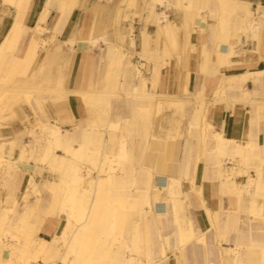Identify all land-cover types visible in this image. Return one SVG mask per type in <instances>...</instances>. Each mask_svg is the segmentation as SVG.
Returning a JSON list of instances; mask_svg holds the SVG:
<instances>
[{
  "label": "bare ground",
  "instance_id": "bare-ground-1",
  "mask_svg": "<svg viewBox=\"0 0 264 264\" xmlns=\"http://www.w3.org/2000/svg\"><path fill=\"white\" fill-rule=\"evenodd\" d=\"M0 3L12 5L17 12L13 28L0 48V69L5 72L1 85L14 86L10 89L13 97L7 106H10L13 118H19L14 109L21 100L19 94H25V101L29 103L28 94L37 93L35 97L40 112L36 114L40 121L28 131L36 141L40 137L45 138L44 144L31 142L23 145L20 157L15 160L12 155L17 144L15 140L4 142V129H0V138L3 140L0 142V171H16L20 164L33 170L22 193L24 205L20 215L25 222L32 215V220L18 230L21 234L11 229L14 216L20 213L15 208L16 204L12 207L15 202L13 193L4 202L5 206L0 208V248H9L12 255L11 258H3L4 264H18V261L32 264L39 255L43 256L44 262L53 260L51 264H58V259L66 264H170V251L177 250L185 257L195 241L206 247V232L200 231L192 221L186 219L188 196L182 190L184 179L194 183L191 174L194 161L192 145H187L183 165L177 175L172 162L176 151L175 135L170 138L172 130L162 142L166 161L160 169H151L143 164L147 144L151 154L160 147L153 129L155 117L167 109L187 108V102L173 96L159 97L156 90L157 64L150 79L145 77L143 69H148L150 61L157 63L159 40L164 45L161 50L166 51L168 46H175L176 38L180 35L182 27L173 22L167 12L170 6L175 5L186 12L195 9L199 15L204 12V7L213 6L214 12L222 13L219 14L222 25H226L229 20L228 9H243L248 14L244 23L248 22L249 27L243 28L247 32V29L255 31L258 27L255 20H251L249 4L238 0H176V3L172 0L143 3L121 0L115 18L110 20L105 17L106 21H111L113 32H103L105 25L99 24L93 14L87 20L83 39L89 49L99 46L103 41L106 43V47L99 48L103 64L97 69V77H85L79 89L74 84L65 87L64 69L58 63L64 55L69 56L76 49L78 41L75 37L64 40L69 45L68 54L59 44L48 53L38 70H33L38 46L48 43L45 38L47 28L41 24L47 23L50 9L58 6L59 0H49L40 7V24L30 37L31 46L26 57L11 55L10 52L16 50V46L29 34L27 30L30 28L24 26L22 19L31 0H0ZM124 4H136L141 9L135 10L130 16ZM144 5L149 9L144 17L146 25L137 39L132 24L138 16H143ZM158 6L161 10H157ZM68 16V12L61 16L53 39L57 34H63ZM129 19L131 26L126 29L123 23ZM188 23L189 16L185 24ZM149 24L158 27L154 39L157 46L154 48L151 47L152 35L147 31ZM218 52L220 56L228 55L225 48L220 47ZM134 53L140 55L142 61L139 64L132 60ZM95 69L89 62L84 66L85 71L94 72ZM254 74L236 76L231 82L248 83ZM149 82L152 89L148 87ZM45 88L51 90L54 101L71 95L72 102H75L79 95L85 103L86 115L79 118L80 110L74 106L76 119H68L58 112L57 118L51 120L42 109L40 94ZM198 102L192 124L198 123V114L203 106ZM68 122H74V127L63 128V124ZM103 126L109 130L106 136L100 130ZM7 131L22 137L26 129ZM195 132L198 134V127H195ZM203 133H211L212 139L216 141L215 148L220 152L241 155L247 160L259 159L258 166H247L240 171V174H248L247 182L236 183L234 179L226 178L223 186L236 194L238 210L249 209L261 215L262 206H257V197L264 195V143L244 146L228 141L219 129L211 125L204 128ZM133 138H138V141L128 145ZM32 161L35 165L31 164ZM44 167L57 175L39 182L36 174ZM250 169H255L256 177L250 174ZM32 197L37 198L34 204L30 202ZM246 201L250 202V206H246ZM238 210L230 212L228 209L226 221L220 227L225 233H236L235 246L230 247L234 254L232 264H264V220L263 224L258 225L256 235H253L252 226L248 234L241 226ZM50 215L64 219L62 233L50 241L42 240L35 244L34 236L39 226ZM207 255L206 252L205 264H213ZM180 264H185V261Z\"/></svg>",
  "mask_w": 264,
  "mask_h": 264
},
{
  "label": "crops",
  "instance_id": "crops-1",
  "mask_svg": "<svg viewBox=\"0 0 264 264\" xmlns=\"http://www.w3.org/2000/svg\"><path fill=\"white\" fill-rule=\"evenodd\" d=\"M47 1L49 0H31L22 19L24 26L30 28L27 30L29 34L24 41L16 46V50L10 52L11 55L27 56L31 46L30 37L40 24V7H43ZM147 1L152 2L153 0ZM172 1L176 3V0ZM238 1L249 4L248 8L252 12L251 20H255L258 24L255 31L247 29L248 31L245 32L243 30L244 27H249L248 22L244 23V18L248 14L243 9H228L229 20L226 25H222L219 17V14L222 13L214 12L213 6L204 7V12L201 15L195 9L186 12L175 5L170 6L167 12L172 21L181 26L182 30L179 37L176 38L175 46H168L166 51L161 50L164 45L159 40L160 52L157 63L150 61L149 69L145 74L146 77L149 74L148 78L150 79L157 64L158 85L156 90L159 97L162 95L173 96L177 100L187 102V108L167 109L155 117L156 125H154L156 127L154 126L153 129L157 133L156 141L160 147L151 154L147 144V149L144 150L143 164L145 167L156 170L160 169L162 163H165L166 156L163 152L162 142L168 136V127H171L169 122L173 120L176 151L172 162L176 168V175L183 165L188 144L193 147V160L196 161H193L191 165L194 183L187 179L183 180L182 190L188 196L186 208L188 218L186 219L192 221L200 231L206 232V247L195 241L193 246L189 247L185 257H182L181 253L176 250L170 264H180L182 261H185V264H205L206 252L208 253L207 257L213 260V264L233 263L234 254L230 251V247L235 246L236 233H225L220 230V227L226 221L228 209L230 212L237 211L239 204L236 194L230 190L227 191L223 183L226 178L234 179L236 183H245L248 180V174H240V171L246 169L247 166L253 168V166L259 165L258 158L247 160L241 155L218 151L215 148L216 141L212 139L211 133L210 135L203 133V129L211 125L219 129L228 141L244 146L264 143V0ZM59 2L58 6H53L50 9L47 23L41 24L47 28L45 38L48 43L46 46H38L33 61V70H38L40 65L45 62L48 53L59 44L62 45L64 53L68 54L69 45L65 44L64 40L75 37L78 41L75 45L76 49L70 52L69 56L64 55L58 63L64 69L65 87L69 88L74 84L80 89L83 79L85 77L90 79L91 75L96 78L97 69L103 64L102 57L96 51H90L83 39L87 20L95 15L94 18L97 22L107 27L109 22L105 20V17L108 19V17L116 15V12L100 0H59ZM158 9L161 7L158 6ZM64 12L69 13L66 29L63 34H57L53 39L56 27ZM16 14V9L12 5L0 3V48L13 28ZM144 16H147V12L144 13ZM187 16H189V23L185 24ZM145 25L146 23L139 30V35ZM157 30L156 25L153 29L152 24L147 26V31L152 35V48L157 46L154 40ZM220 47L227 49L228 55L220 56L218 52ZM87 62L94 65L96 68L94 72L93 70H84ZM245 73L255 74L248 83L231 82L234 77ZM4 75V70L0 69V86H2L1 81ZM148 87L152 89L150 82ZM50 91L49 88H45L40 94L42 109L48 118L56 119L59 112L68 119H76L74 106L80 110L79 118L86 115L85 103L79 95H77L78 101L75 102H72L71 95L54 101ZM35 96L30 99L29 103L23 96L14 107L20 117L10 119L0 125L3 127L2 130L4 129L2 137L4 142L10 143L15 140L17 144L12 155L15 160L20 157L21 148L28 144L30 139L23 136L17 137L16 134L7 130H25L39 123L40 118L36 112H40V107ZM197 101L203 106L198 114V123L192 124L193 117L197 114L195 111ZM73 124L74 122H68L63 124V128L71 129L74 127ZM195 127L199 128L198 134L195 132ZM2 139L0 138V142L3 141ZM134 141H138V138L129 140L128 145ZM31 164L34 165L33 162ZM32 173L33 170L28 169L24 164H20L16 171L6 169L0 173L2 207L5 206L4 202L12 193L16 194L15 196L12 194V197L15 198L12 207L17 205L15 208L20 213L14 216L11 228L16 233H19L18 230L26 223L28 225L32 220V215L27 217L26 222L20 216L24 205L22 193L25 191ZM250 174L257 176L255 169H250ZM30 202L34 203V197ZM245 204L250 206V202L246 201ZM257 206L259 208L262 206L261 215L254 214L249 209L248 211L238 210L240 211L241 226L246 231L252 226L253 235H256L258 225L263 224L264 195L257 197ZM64 226L63 218L55 215L47 216L34 236L35 244H39L42 240H52L54 236L62 233ZM11 256L9 248L1 250L0 264H4V257L11 258ZM42 258L43 256L39 255L37 261H33L32 264L54 262L53 260L44 262Z\"/></svg>",
  "mask_w": 264,
  "mask_h": 264
},
{
  "label": "rangeland",
  "instance_id": "rangeland-1",
  "mask_svg": "<svg viewBox=\"0 0 264 264\" xmlns=\"http://www.w3.org/2000/svg\"><path fill=\"white\" fill-rule=\"evenodd\" d=\"M100 1H104L105 3H106V5H108V6H110V7H112L113 8V11H115L116 13H117V11L119 10V8H120V6H121V0H100ZM139 3L141 2V3H143V2H148L147 0H137ZM149 2H151V1H149ZM125 5V4H124ZM140 6H138V5H125V8H126V11H127V13H128V15H130V16H132L133 15V12L135 11V10H138V9H141V8H139ZM143 8V11H142V15L143 16H141V18H139V16L134 20V22H133V26L135 27V34H136V36H137V39H138V35H139V30L144 26V21H145V19H144V17H146V16H144V13H148V11L147 10H149L148 9V6H143L142 7ZM157 10H161V9H158V7H157ZM113 18H115V14L112 16V17H110V20L111 19H113ZM150 25V24H149ZM123 26L127 29L128 27H130L131 26V20L129 19V20H126V21H124V23H123ZM155 27V24H152V29ZM109 31V32H113V25H112V23H111V21L108 23V25H107V27H105L104 29H103V32H105V31ZM100 46H103V48L104 47H106V43L103 41V42H101L100 44H99V46H97V47H93L92 49H89L90 51H96L100 56L102 55L101 53H102V51H99V48H100ZM132 60L135 62V63H137V64H139V62L140 61H142L141 60V58H140V55L138 54V53H134L133 54V57H132ZM148 69H149V66H148ZM148 69H143V71H144V75L146 74V71H148ZM146 77V76H145ZM149 77V74H147V77L146 78H148ZM14 88V86L12 87V86H10V85H8L7 87L6 86H3L2 85V87L0 88V125L1 124H3V123H5V122H7V121H9L10 119H13V113H12V111H10L9 109H8V106H7V102L10 100V98L12 99V97H11V95L10 94H12L11 92H10V89H13ZM34 94L32 95V94H28V96H29V98L30 99H32L35 95H36V93L35 92H33ZM25 96V94H19V96H20V98L22 99V97L23 96ZM169 98H171V97H169ZM20 102V101H19ZM160 115V113L158 114V116ZM158 118V117H157ZM156 118V119H157ZM170 123V125H171V127L169 128L168 127V132H169V130H172L171 132H170V138H173V136L175 135L174 133H175V131L173 130L174 129V122H173V120L172 121H170L169 122ZM156 125V124H155ZM35 126H37V125H35ZM156 127V126H155ZM3 127H0V129H2ZM31 128H33V127H31ZM69 128V127H68ZM70 129V128H69ZM100 130L104 133V136H106V134L108 133V128L106 127V126H103V127H101L100 128ZM23 137H25V138H29L30 139V141L28 142V143H31V142H36V143H41V144H44L45 143V138H43V137H40L39 138V141H36V139L34 138V137H32V136H30L29 135V131H28V129H26V131H25V134L23 135ZM168 137V136H167ZM60 153H61V151H60ZM33 163H34V161H32ZM34 165H35V163H34ZM2 171H3V169H2ZM2 171H0V173L2 172ZM57 175V173L56 172H54V171H52L50 168H47V167H44L43 169H41V170H38V173L36 174V177L37 176H39V178H37V180L39 181V182H41L43 179H46V178H49V179H53L55 176ZM45 196V195H44ZM36 200H37V198H34V203L36 202ZM33 203V204H34ZM2 207V201H1V199H0V208ZM264 218V217H263ZM262 218V219H263ZM264 220V219H263ZM7 239V238H6ZM3 249H5V247H3V246H1V248H0V251L1 250H3ZM169 254L170 255H173L174 254V252L173 251H170L169 252ZM16 263H18V264H21V262H16ZM58 264H66V263H64L63 261H61L60 259L58 260V262H57Z\"/></svg>",
  "mask_w": 264,
  "mask_h": 264
}]
</instances>
